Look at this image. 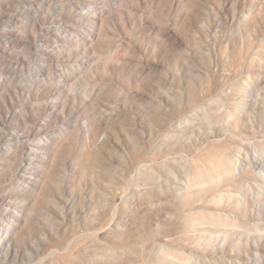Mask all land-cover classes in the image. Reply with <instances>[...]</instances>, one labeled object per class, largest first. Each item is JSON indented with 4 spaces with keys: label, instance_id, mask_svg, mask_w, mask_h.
I'll return each instance as SVG.
<instances>
[{
    "label": "rangeland",
    "instance_id": "374dc122",
    "mask_svg": "<svg viewBox=\"0 0 264 264\" xmlns=\"http://www.w3.org/2000/svg\"><path fill=\"white\" fill-rule=\"evenodd\" d=\"M0 264H264V0H0Z\"/></svg>",
    "mask_w": 264,
    "mask_h": 264
}]
</instances>
